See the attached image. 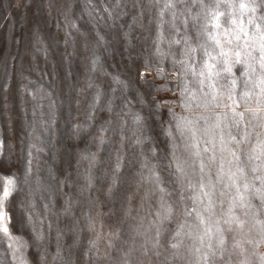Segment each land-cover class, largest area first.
Wrapping results in <instances>:
<instances>
[{
  "label": "rangeland",
  "instance_id": "1",
  "mask_svg": "<svg viewBox=\"0 0 264 264\" xmlns=\"http://www.w3.org/2000/svg\"><path fill=\"white\" fill-rule=\"evenodd\" d=\"M262 64L258 0H0V264H264Z\"/></svg>",
  "mask_w": 264,
  "mask_h": 264
},
{
  "label": "snow or ice",
  "instance_id": "2",
  "mask_svg": "<svg viewBox=\"0 0 264 264\" xmlns=\"http://www.w3.org/2000/svg\"><path fill=\"white\" fill-rule=\"evenodd\" d=\"M116 2H117V4H119V0H116ZM258 2H259L261 7H264V0H258ZM255 3H257V0H251V4H255ZM249 6L250 5H248V4H241L240 5L241 8H246V7H249ZM251 10L255 11V7H252ZM213 19L218 20V16L214 15ZM216 27L219 28L220 24L217 23ZM209 39L212 40L215 43L216 47L220 49V51L217 53L216 56H213L211 53L205 51V54L209 57V60L204 62V67L208 69V72L211 75L213 69L216 68V64L212 63L211 61H217L219 57H227L228 53L226 51H224L223 46L221 45L220 40L217 39L216 35H212V34L209 33ZM229 43H231V41H229ZM192 51H195V49H192ZM236 56H237V58L239 57V53L238 52L236 53ZM237 62L238 63L240 62L239 59H237ZM222 63L225 64V67L223 68V71L231 73L232 68H231L230 65L227 64V61L226 60L222 61ZM261 66L264 67V64H262ZM200 74L203 75L204 73L201 72ZM233 83H235V81H233ZM239 115L242 116L243 114L240 113ZM137 119H139V118H137ZM177 127L181 128L182 126L178 125ZM169 135H171V132H169ZM177 169H178V171L182 170L181 166L179 164H177ZM14 183H15V181L13 179H11V178L7 179V181H6L7 186L3 189L2 195H0V230H2L5 233L8 232V228H7L6 224L3 223L4 220L6 219V216L3 213V211H2L3 202L10 195V190L9 189H10V187L12 185H14ZM168 211H170V209ZM237 221H238V218H237ZM225 223H230V221H225ZM242 226H243L242 223H238V227H242ZM177 235H179V233H177ZM225 243H226V238L223 235H221V237L219 239V246L223 247L225 245ZM177 246L178 245H176V244L172 245L173 248H175ZM213 255H215V254H213Z\"/></svg>",
  "mask_w": 264,
  "mask_h": 264
}]
</instances>
